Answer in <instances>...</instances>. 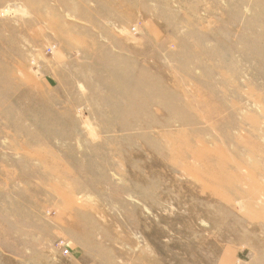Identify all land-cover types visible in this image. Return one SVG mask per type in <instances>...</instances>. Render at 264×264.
I'll return each instance as SVG.
<instances>
[{"label": "rangeland", "instance_id": "374dc122", "mask_svg": "<svg viewBox=\"0 0 264 264\" xmlns=\"http://www.w3.org/2000/svg\"><path fill=\"white\" fill-rule=\"evenodd\" d=\"M0 264H264V0H0Z\"/></svg>", "mask_w": 264, "mask_h": 264}, {"label": "built area", "instance_id": "2783aa9c", "mask_svg": "<svg viewBox=\"0 0 264 264\" xmlns=\"http://www.w3.org/2000/svg\"><path fill=\"white\" fill-rule=\"evenodd\" d=\"M60 247H63L65 245V242H63L62 240L60 242H58V244ZM67 247L64 248V250L62 251L63 253H66L67 252Z\"/></svg>", "mask_w": 264, "mask_h": 264}]
</instances>
